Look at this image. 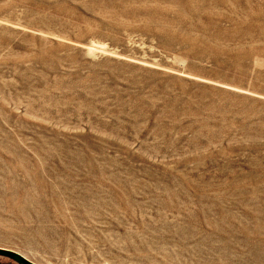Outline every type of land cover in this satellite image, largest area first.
<instances>
[{
	"label": "rangeland",
	"instance_id": "obj_1",
	"mask_svg": "<svg viewBox=\"0 0 264 264\" xmlns=\"http://www.w3.org/2000/svg\"><path fill=\"white\" fill-rule=\"evenodd\" d=\"M245 237L264 242V0H0V248L205 264Z\"/></svg>",
	"mask_w": 264,
	"mask_h": 264
},
{
	"label": "bare ground",
	"instance_id": "obj_2",
	"mask_svg": "<svg viewBox=\"0 0 264 264\" xmlns=\"http://www.w3.org/2000/svg\"><path fill=\"white\" fill-rule=\"evenodd\" d=\"M205 212L206 211H204V213ZM242 231L246 232V228L245 230H242ZM189 240L190 239L187 238V241ZM207 245H208L209 251L217 254L218 259H215L216 260L215 261L212 258L210 261L206 262L205 264H208V263L209 264L211 263L220 264L218 260L221 259V257L222 259L225 258V260H228V262H231L232 264L234 262H238L239 264H264V242L263 241L252 240L249 237H245L243 240H240L237 238V239H234L233 241H230V240L222 241L221 240V241H216V243L214 242L211 243V241H208ZM141 247H142V244H141ZM145 250H148L149 254H151L149 248ZM139 251L141 252L140 249ZM135 252H138V250H135ZM136 257H139L143 261L145 260L144 256L140 254H138Z\"/></svg>",
	"mask_w": 264,
	"mask_h": 264
},
{
	"label": "water",
	"instance_id": "obj_3",
	"mask_svg": "<svg viewBox=\"0 0 264 264\" xmlns=\"http://www.w3.org/2000/svg\"><path fill=\"white\" fill-rule=\"evenodd\" d=\"M0 255L6 256L18 264H36V263L30 261L29 259H27L26 257H24L22 254L14 252V251H10V250L0 248Z\"/></svg>",
	"mask_w": 264,
	"mask_h": 264
}]
</instances>
